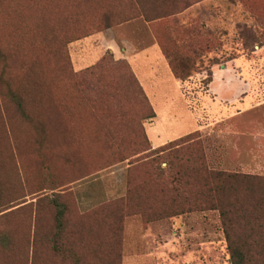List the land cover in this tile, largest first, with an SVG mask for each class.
Instances as JSON below:
<instances>
[{
    "label": "rangeland",
    "instance_id": "rangeland-1",
    "mask_svg": "<svg viewBox=\"0 0 264 264\" xmlns=\"http://www.w3.org/2000/svg\"><path fill=\"white\" fill-rule=\"evenodd\" d=\"M248 7L261 22L248 15ZM107 8L128 13L129 0H0V47L12 66L11 83L18 85L17 77L33 61V76L43 82L54 123L64 131L53 128L50 149L41 150L36 131L0 97L13 122L12 129L0 124V215L23 200L54 199L62 192L73 212L99 210L105 244L118 246L117 264H231L218 210L167 214L184 199L172 205L173 199L156 197V174L167 167L166 155L145 159L144 132L156 118L172 129L168 143L199 131L209 168L264 176V0H202L169 20L170 26L204 24L213 33L212 51L196 60L184 80L163 55L168 66L153 61L156 75L142 76L146 89L130 64L156 114L146 120L141 117L150 109L141 97L119 93L109 99L101 92H114L101 84L122 82L123 67L75 76L97 63L110 44L119 60L128 43L136 51L157 43L143 17L82 41L99 29V12ZM158 28L169 32L164 24ZM57 32L66 40L82 37L64 48L68 67L52 38ZM86 56L88 64L78 68ZM116 206L119 222L111 228Z\"/></svg>",
    "mask_w": 264,
    "mask_h": 264
},
{
    "label": "trees",
    "instance_id": "trees-1",
    "mask_svg": "<svg viewBox=\"0 0 264 264\" xmlns=\"http://www.w3.org/2000/svg\"><path fill=\"white\" fill-rule=\"evenodd\" d=\"M200 1L202 0H129L128 13L111 8L99 12V29L84 37L130 19L143 17L154 30L153 35L173 74L184 80L192 75L196 60L212 51L213 33L206 30L204 24L191 27L170 26L169 20ZM246 12L255 22H261L257 11L248 7ZM160 24H164L169 32H161L158 28ZM154 25L156 28H153ZM164 34L167 40L163 38ZM52 38L56 41L57 53L63 54L64 66L68 67L69 56L64 48L66 44L82 37L66 40L64 33L57 32ZM0 63V97L4 102L7 100L13 104L23 122L36 131L40 149H50L49 135L52 129L59 134L64 131L61 125L54 123L46 91L41 90L45 88L43 82L36 79V73L33 76L34 62L29 61L25 65V71L17 77L16 86L11 83L10 75L8 76L12 66L1 47ZM110 67H123L126 73L120 83H107L99 79L102 82L101 89L107 88V85L115 87L113 93L101 90L104 97L114 99L116 95L127 97L129 94L141 97L150 109L149 113L142 115V120L155 117V111L132 71L130 62L127 59L116 60L110 50L91 67L75 72V76L95 77ZM2 88L6 90L3 91ZM96 99L98 97L95 96L94 100ZM1 104L0 102V124L8 123L12 129L13 122L9 112ZM144 141L149 144L142 151L148 153L145 159L166 155L164 161L167 162V167H159L156 174V197L161 195V199H173L172 205H175L174 199H184L183 203H178L176 210L167 214L218 210L231 264H264V176L209 168L199 131L155 149L152 148L146 132ZM63 194L65 193L55 192L54 199H36L35 202L32 201L34 199L30 202L23 200L7 210L18 206L17 208L0 215V264H19L21 257L23 264H117L114 255L119 249L117 245L105 244L100 232L103 221L97 218L99 210L90 215L73 212L68 199H63ZM114 203L120 205L121 200ZM116 207V220H111V217L109 219L111 228L119 222L120 206Z\"/></svg>",
    "mask_w": 264,
    "mask_h": 264
},
{
    "label": "crops",
    "instance_id": "crops-1",
    "mask_svg": "<svg viewBox=\"0 0 264 264\" xmlns=\"http://www.w3.org/2000/svg\"><path fill=\"white\" fill-rule=\"evenodd\" d=\"M100 34H97V36H99ZM94 36L96 35L89 36L82 41L90 40ZM128 45L129 46L126 47L127 49L126 48L123 49L124 53L121 55V57L127 59L130 62L141 84L145 87V83L142 79V76L145 77L149 75L151 72L153 75H156V69L154 66H152L153 61L161 63L164 66H168V65L164 59L163 53L159 45L156 42L150 44L147 49L142 48L139 51H136L135 49H131L133 48V45L131 47L130 43H128ZM106 50H111L112 52L116 53L115 46L111 44L107 46ZM89 60H90V57L88 56H86L84 59L83 58L80 59L77 63L78 68H81L85 66V64H88ZM152 124L154 125H151L148 123L146 130H147V135L150 139L152 148L155 149L157 147H160L168 143V141L171 140L172 129L169 124H166L163 121H160L159 118H156L154 123Z\"/></svg>",
    "mask_w": 264,
    "mask_h": 264
}]
</instances>
